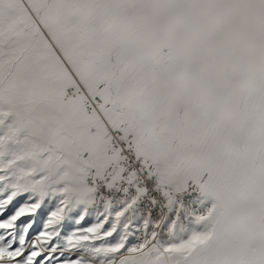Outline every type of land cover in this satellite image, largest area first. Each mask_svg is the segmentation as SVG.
Here are the masks:
<instances>
[{"label":"snow or ice","instance_id":"snow-or-ice-1","mask_svg":"<svg viewBox=\"0 0 264 264\" xmlns=\"http://www.w3.org/2000/svg\"><path fill=\"white\" fill-rule=\"evenodd\" d=\"M0 264H264V0H0Z\"/></svg>","mask_w":264,"mask_h":264},{"label":"built area","instance_id":"built-area-1","mask_svg":"<svg viewBox=\"0 0 264 264\" xmlns=\"http://www.w3.org/2000/svg\"><path fill=\"white\" fill-rule=\"evenodd\" d=\"M142 187L147 190L146 195H144L140 203L136 206V208L129 213V216L138 217L140 219V223L137 227H142L143 222L149 215L155 211L156 219H162L168 215V207L167 201L160 196L159 193L154 195V188L151 184H142ZM114 195L109 197L111 200V206L122 204L121 202L131 196L136 195L135 188H129L128 185L122 184L114 190ZM179 199V197H177ZM155 200L156 203L153 205L152 201ZM105 201L103 199H97L96 206L94 207V211H99L104 207Z\"/></svg>","mask_w":264,"mask_h":264},{"label":"rangeland","instance_id":"rangeland-1","mask_svg":"<svg viewBox=\"0 0 264 264\" xmlns=\"http://www.w3.org/2000/svg\"><path fill=\"white\" fill-rule=\"evenodd\" d=\"M121 206H122V204L112 206L113 207V211L119 210V208ZM128 222L131 223L134 227H137V225L141 221H140V219L138 217H134V216L131 215V216H128Z\"/></svg>","mask_w":264,"mask_h":264},{"label":"crops","instance_id":"crops-1","mask_svg":"<svg viewBox=\"0 0 264 264\" xmlns=\"http://www.w3.org/2000/svg\"><path fill=\"white\" fill-rule=\"evenodd\" d=\"M112 210H113V207H112Z\"/></svg>","mask_w":264,"mask_h":264}]
</instances>
